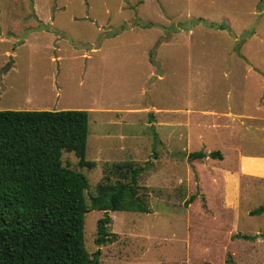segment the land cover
<instances>
[{
  "label": "rangeland",
  "instance_id": "obj_1",
  "mask_svg": "<svg viewBox=\"0 0 264 264\" xmlns=\"http://www.w3.org/2000/svg\"><path fill=\"white\" fill-rule=\"evenodd\" d=\"M0 10V31L29 37L0 40V53L17 51L0 110L89 111L95 165L73 151L62 163L88 178L85 246L99 264H264V212L250 214L264 205V2L0 0ZM49 29L64 37L60 66ZM29 70L48 78L40 88L22 85ZM198 150L222 157L190 159ZM129 160L150 162L135 193L91 207L107 166ZM106 214L113 235L98 244Z\"/></svg>",
  "mask_w": 264,
  "mask_h": 264
},
{
  "label": "trees",
  "instance_id": "obj_2",
  "mask_svg": "<svg viewBox=\"0 0 264 264\" xmlns=\"http://www.w3.org/2000/svg\"><path fill=\"white\" fill-rule=\"evenodd\" d=\"M88 135L87 109L0 110V264L100 263L99 251L91 255L85 246L88 178L62 163L63 152L73 151L80 166L95 165L86 158ZM209 156L222 157V153L189 154L190 159ZM149 166V161L130 160L108 165L97 194L90 196L91 207L109 210L118 198L132 196L139 176ZM261 212L264 205L250 214ZM111 220L108 214L99 219L98 244L111 240ZM237 237L255 239L257 235Z\"/></svg>",
  "mask_w": 264,
  "mask_h": 264
},
{
  "label": "crops",
  "instance_id": "obj_3",
  "mask_svg": "<svg viewBox=\"0 0 264 264\" xmlns=\"http://www.w3.org/2000/svg\"><path fill=\"white\" fill-rule=\"evenodd\" d=\"M1 11V10H0ZM8 11H12V10H8ZM53 11H56V12H51L50 15H56L57 14V10H53ZM25 13L22 14V16L24 15ZM27 14V13H26ZM24 18V17H23ZM49 20L50 22H53L54 19H47ZM2 27H4L2 24L0 26V30L2 29ZM5 28V27H4ZM50 32H45L47 33V37H49V39L51 40V42L48 43V46L49 47H52L53 49H56L57 51L55 55H52L51 59L54 60L55 59V62L56 61H59V66H60V55H62V53L60 52L61 49H64L60 43V45H58L59 43L57 42V39H62L64 38L62 36V34H58V33H55L53 32L51 29H49ZM33 31V30H32ZM31 31H29L30 33ZM55 34H53V33ZM61 32L63 33L64 31L61 30ZM66 34L68 35L67 37H69L70 35L66 32ZM11 36V37H10ZM13 36H16V32H13V31H8L7 29H4V32L0 31V40L4 41L3 38L5 37V41L4 42H7L8 39L11 40V44H18V43H21V44H26V45H29V43L27 41H29V37H23L21 39H13L12 37ZM10 37V38H9ZM93 46V45H92ZM95 46H93L94 48ZM34 51V50H32ZM0 56L2 57V60L0 61V95L2 93H4L8 88L9 86H15V83L13 81V78L12 76H10V72H12L13 70H15V66L17 67V62H16V58H17V51H16V46L14 48H11V49H8L7 47L4 49V51L2 53H0ZM12 56L13 58V62L11 63L10 67L6 70V71H3L1 72V69L7 64V62L9 61V57ZM7 58V59H6ZM51 62V61H50ZM52 63V62H51ZM29 68H32V65L30 64L28 66ZM60 68V67H59ZM59 72L58 71V75L55 76V78H51L49 80L52 81L53 79V85H60V80H59ZM26 74L23 75V82H22V85L25 84L26 86H30L31 88H33V90L35 89H38L40 88L43 84L42 83H38V81L41 79L43 82L46 81V79L48 78H45V76H42L40 75L39 73H35L33 72V70H29V71H26L25 72ZM17 76V75H16ZM54 79H55V82H54ZM77 80H78V84H80L79 82V78L77 76ZM22 95H25V97L29 98L28 95H35L34 93L32 92H25V93H22Z\"/></svg>",
  "mask_w": 264,
  "mask_h": 264
},
{
  "label": "water",
  "instance_id": "obj_4",
  "mask_svg": "<svg viewBox=\"0 0 264 264\" xmlns=\"http://www.w3.org/2000/svg\"><path fill=\"white\" fill-rule=\"evenodd\" d=\"M12 62H13V58H12V56H10V57H9V61H8L7 64L1 69V72L6 71V70L10 67V65H11Z\"/></svg>",
  "mask_w": 264,
  "mask_h": 264
}]
</instances>
